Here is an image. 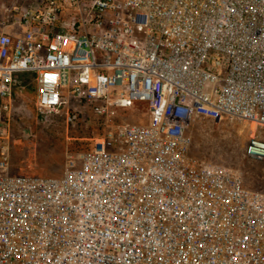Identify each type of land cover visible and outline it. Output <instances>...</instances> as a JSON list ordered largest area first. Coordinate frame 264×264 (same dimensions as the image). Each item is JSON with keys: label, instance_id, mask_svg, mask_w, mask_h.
<instances>
[{"label": "built area", "instance_id": "2783aa9c", "mask_svg": "<svg viewBox=\"0 0 264 264\" xmlns=\"http://www.w3.org/2000/svg\"><path fill=\"white\" fill-rule=\"evenodd\" d=\"M2 26L24 32L0 30V138L22 80L47 120L150 118L107 124L61 176L13 174L4 150L0 264H264V192L189 137L201 118L246 124L264 163V0H39Z\"/></svg>", "mask_w": 264, "mask_h": 264}, {"label": "rangeland", "instance_id": "374dc122", "mask_svg": "<svg viewBox=\"0 0 264 264\" xmlns=\"http://www.w3.org/2000/svg\"><path fill=\"white\" fill-rule=\"evenodd\" d=\"M13 5V0H0V14ZM21 83L24 87H17L14 95L10 137L0 138V157L4 150L8 151L13 174L61 176L68 156L92 148L107 124L127 120L147 123L150 118L146 104L138 103L121 110L110 122L85 105L77 106L82 114L76 125H68L62 114L47 120L37 109L38 83L28 80ZM189 137L193 156L239 171L249 188L264 192V163L247 155L250 128L246 124L201 118L191 125Z\"/></svg>", "mask_w": 264, "mask_h": 264}, {"label": "crops", "instance_id": "0c3cea01", "mask_svg": "<svg viewBox=\"0 0 264 264\" xmlns=\"http://www.w3.org/2000/svg\"><path fill=\"white\" fill-rule=\"evenodd\" d=\"M39 0H13L14 4L19 3L24 7H30ZM6 18V12H3V14H0V30L4 31H14L15 33L22 34L24 32V29L21 27H9V26H2V22Z\"/></svg>", "mask_w": 264, "mask_h": 264}, {"label": "snow or ice", "instance_id": "6c2138e0", "mask_svg": "<svg viewBox=\"0 0 264 264\" xmlns=\"http://www.w3.org/2000/svg\"><path fill=\"white\" fill-rule=\"evenodd\" d=\"M49 78L54 79V77H49Z\"/></svg>", "mask_w": 264, "mask_h": 264}, {"label": "trees", "instance_id": "16d2710c", "mask_svg": "<svg viewBox=\"0 0 264 264\" xmlns=\"http://www.w3.org/2000/svg\"><path fill=\"white\" fill-rule=\"evenodd\" d=\"M93 147V146H92Z\"/></svg>", "mask_w": 264, "mask_h": 264}]
</instances>
